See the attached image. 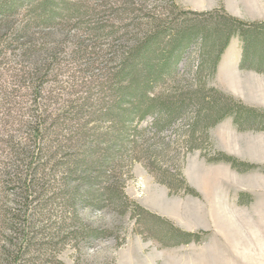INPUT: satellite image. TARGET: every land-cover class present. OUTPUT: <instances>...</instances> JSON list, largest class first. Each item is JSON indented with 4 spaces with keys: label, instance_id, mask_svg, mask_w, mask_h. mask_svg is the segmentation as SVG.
I'll return each mask as SVG.
<instances>
[{
    "label": "rangeland",
    "instance_id": "1",
    "mask_svg": "<svg viewBox=\"0 0 264 264\" xmlns=\"http://www.w3.org/2000/svg\"><path fill=\"white\" fill-rule=\"evenodd\" d=\"M106 1L72 0L83 10H96L108 23L107 13L101 12ZM143 1L149 7L169 8L165 0ZM174 2L177 10L173 12H187L189 26L213 24L214 19L205 15L213 10L247 23L264 20V0ZM23 13L24 9L20 17ZM75 16L70 17L71 22L77 20ZM76 33L84 40L91 36L83 29ZM58 36L60 40L62 35ZM69 48L64 47L65 53L58 56L59 64L54 65L41 92L44 100L51 91L55 103L50 100L49 110L56 115L59 102L66 105L67 100H73L81 104L82 98L102 90L100 61L88 69L84 59L78 62L68 56ZM91 57L97 58L93 54ZM241 59L242 42L233 36L213 77L206 75V68L198 74L196 47L191 45L183 51L170 79L176 93L181 88H188L183 91L192 94L198 92L202 109L211 98H217V119L232 112L241 123L237 124L233 114L228 113L201 134L206 126L193 121L200 101L187 106L162 131L151 129L152 119L147 117L139 124L141 132L125 140L126 146L109 169L129 200L125 209L119 203L107 202L98 207L97 201L89 199L77 201L72 210V202L59 194L64 179L52 189L54 192L47 193L43 189L48 187L41 185L15 206L19 224L14 231H5L4 217L0 215V264H264V59L261 71L241 68ZM10 66L15 67L13 61ZM0 79L6 86L5 94H0V140L9 135L23 138L26 129L20 121L26 117L33 95L23 88L11 90L17 84L13 70ZM60 85L64 89L58 91ZM103 92L107 99L108 91ZM201 108L200 115H207V109ZM242 108L252 109L253 115L247 118ZM82 118L86 119L79 115L61 122L56 138L61 145L71 138L74 126L83 123ZM77 150L80 148L70 149L69 153L74 155ZM8 153V147L0 141V166ZM223 156L245 167L239 165V170L217 160ZM49 173L53 177L56 172L52 168ZM57 173L55 180L59 181ZM51 183L49 180L46 185ZM3 199L4 193L0 192V207ZM171 227L193 233L197 240L181 243V238L167 235Z\"/></svg>",
    "mask_w": 264,
    "mask_h": 264
},
{
    "label": "trees",
    "instance_id": "2",
    "mask_svg": "<svg viewBox=\"0 0 264 264\" xmlns=\"http://www.w3.org/2000/svg\"><path fill=\"white\" fill-rule=\"evenodd\" d=\"M165 1L169 7V10L164 8L167 11L162 6L160 9L149 7L143 0H107L101 11L107 13V23L96 10L91 7L83 10L79 3L72 0H56V3L55 0H0V75L15 71L17 84L11 90L23 88L33 95L30 100L32 105L20 121L22 128L26 129L24 137L9 135L0 140L10 152L0 166V192L5 198L1 202L0 215L4 217L5 231L12 232L19 224V214L15 212L18 207L15 206H20L41 185L48 187L43 189L47 193L51 192L62 179L64 187L59 194L72 202L69 206L72 210L77 201L83 203L89 199L97 201L98 207L107 202L119 203L125 209L129 200L109 173L115 157L126 146L125 140L132 133L141 132L143 128L139 124L147 117L152 119L151 129L162 131L183 114L187 106L200 101L198 92L192 94L186 92L188 88H181L176 93L170 85L178 61L189 46L196 47V73L201 74L206 68V75L213 77L231 37L238 36L242 42L240 67L261 71L264 20L247 23L213 10L205 13L214 19L213 24L189 26L186 24L187 12L176 15L173 12L177 10L174 0ZM22 9L24 13L20 17ZM73 14L77 15V20L71 22ZM78 29L89 32L92 41L78 36ZM60 34L62 37L57 40ZM65 45L70 46L68 56L78 62L84 59L88 69L100 61L103 71L101 89L108 92L107 99L101 90L90 93L88 99L82 98L81 104H74L73 100H67L66 105L56 102L60 105L56 108L59 115H56L49 110L51 91L44 100L41 92L48 76L54 72V65L59 64L58 56L65 53ZM92 54L97 58L91 57ZM12 61L13 68L10 66ZM57 89L64 88L60 85ZM5 92V84L0 83V94ZM211 99L206 104L208 107L205 105L207 115H200V108H204L200 101L193 117L195 125L206 126L201 134L223 115L232 113L225 112L217 119V98ZM242 109L247 118L253 115L252 109ZM232 114L236 123H241L242 120L238 121L236 114ZM79 115L86 119L82 118L83 123L74 126L71 138L61 145L56 139L61 122ZM62 116L68 118L61 120ZM101 122L108 124L101 127ZM91 123L95 125L87 128ZM76 147L80 148L76 154L69 153ZM217 160L226 161L235 169L245 167L228 156ZM52 168L59 173L56 176L59 181L55 180L56 173L49 177L48 171ZM49 180L52 183L46 185ZM169 234L181 238V243L197 240L193 233L173 227L167 231Z\"/></svg>",
    "mask_w": 264,
    "mask_h": 264
}]
</instances>
